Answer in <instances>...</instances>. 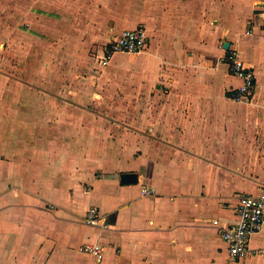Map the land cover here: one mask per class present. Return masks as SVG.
<instances>
[{
    "label": "crops",
    "instance_id": "1",
    "mask_svg": "<svg viewBox=\"0 0 264 264\" xmlns=\"http://www.w3.org/2000/svg\"><path fill=\"white\" fill-rule=\"evenodd\" d=\"M26 2L0 0L5 69L42 76L5 83L21 97L0 99V264H264L231 260L218 228L264 188V0ZM140 26L149 44L131 69L133 97L79 93L92 88L75 81L90 50L102 59ZM231 48L255 73L249 99L234 98L243 79L229 70ZM116 57L102 67L118 70ZM107 105L131 111L92 108ZM93 206L106 226L86 222ZM250 245L264 247V228Z\"/></svg>",
    "mask_w": 264,
    "mask_h": 264
},
{
    "label": "built area",
    "instance_id": "2",
    "mask_svg": "<svg viewBox=\"0 0 264 264\" xmlns=\"http://www.w3.org/2000/svg\"><path fill=\"white\" fill-rule=\"evenodd\" d=\"M148 44L149 38L144 27L125 29L107 43L102 65H108L111 57L116 53H141L147 49ZM225 59L230 72L243 79V85L236 90L234 98L237 100L251 98L257 87L254 71L246 64L236 49H229ZM143 192L153 194L154 189L145 188ZM236 215L237 220L233 224L218 225L219 231L228 245L230 259L239 261L249 256L264 255V247L250 245L251 237L264 228V188L259 194L242 195L236 207ZM85 220L92 225H107L96 206L88 210ZM215 223L218 224L219 221L216 220ZM80 250L101 259L105 248L101 244L86 243L80 247Z\"/></svg>",
    "mask_w": 264,
    "mask_h": 264
},
{
    "label": "rangeland",
    "instance_id": "3",
    "mask_svg": "<svg viewBox=\"0 0 264 264\" xmlns=\"http://www.w3.org/2000/svg\"><path fill=\"white\" fill-rule=\"evenodd\" d=\"M19 1V0H18ZM38 3V0H27L26 6L28 8L30 7H36V4ZM31 9V8H30ZM9 14H12V17H14L13 12H15V9L6 10ZM18 14V13H16ZM5 11L4 8L0 7V21L5 18ZM17 18V19H16ZM16 23L20 24L21 26H25V23L23 20L20 19V17H15ZM25 28V27H24ZM27 28V27H26ZM91 56L88 59H85L83 61L84 69H78V72H80V75L76 76V83H80L82 85H85L88 83L87 86H91L92 88H89L88 90H79V93H82L83 95L89 96V97H97V98H117V97H125V98H132L133 97V87L136 86L134 84V74L132 73L133 66L137 64L138 58L140 57L141 53H126V52H120L115 54L117 55L116 58L119 59V69L113 72H110V70H107L106 67H102V59L101 55H98L95 52V50H90ZM4 57L5 55H2L0 57V62L2 65H0V99L6 98V97H21V90L15 89L14 87L8 88L7 91L5 89V83H9L12 81V83H17L20 85V82H32L30 85H33V82H36V78L41 79V77H37L38 71L40 69H26V66H23L24 69H5V63H4ZM9 62L13 64V66H16V58H7ZM4 64V65H3ZM94 72H99V76H96ZM40 73V72H39ZM7 74L8 79H6L5 75ZM45 74V73H44ZM103 74V76H101ZM51 77V75L49 76ZM38 79V80H39ZM50 79V78H49ZM48 79V80H49ZM47 81V80H46ZM257 81V80H256ZM16 85V84H14ZM138 86V84H137ZM37 90L34 92L36 93ZM31 93V94H30ZM97 93V95H95ZM37 94L40 95L41 92L37 91ZM29 97H35L36 95L33 93V90H29ZM46 96V95H45ZM94 110L96 109H102L103 113L106 115L113 114L116 116L118 112H121L122 108L126 111H131V106L128 108V106L125 107H117V106H102V107H92ZM127 124L132 129V122H127Z\"/></svg>",
    "mask_w": 264,
    "mask_h": 264
},
{
    "label": "water",
    "instance_id": "4",
    "mask_svg": "<svg viewBox=\"0 0 264 264\" xmlns=\"http://www.w3.org/2000/svg\"><path fill=\"white\" fill-rule=\"evenodd\" d=\"M230 43L226 42L225 43V48H229ZM122 180L127 181V182H137L138 177L136 173H124L122 176Z\"/></svg>",
    "mask_w": 264,
    "mask_h": 264
}]
</instances>
